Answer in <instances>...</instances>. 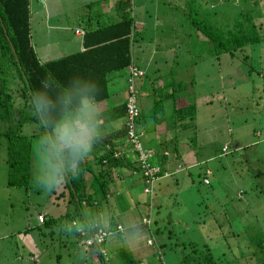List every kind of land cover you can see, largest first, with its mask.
<instances>
[{
    "label": "rangeland",
    "instance_id": "obj_1",
    "mask_svg": "<svg viewBox=\"0 0 264 264\" xmlns=\"http://www.w3.org/2000/svg\"><path fill=\"white\" fill-rule=\"evenodd\" d=\"M164 1L168 3L166 6ZM215 2L218 0H152L148 13L145 7L133 9L136 13L142 11L149 20L147 31L145 27L141 32L143 42L152 43L148 48L162 56L164 48L169 46L173 53L165 55L169 65L173 63V68L183 71L179 80L189 86L193 80V88L187 95L189 100H182L196 104L197 129H185L183 136L196 153L198 164L180 171L178 183L169 181L175 177L166 178L169 184L163 182L159 186L161 195H155L156 199L149 206L152 210H148L149 194L142 190L140 183L130 189L129 194L126 186L118 185L119 196L115 194L109 201H99L102 215L122 222L120 231L128 227L127 232L133 233L130 232L128 242L118 235L113 239V233V238H106L102 244L107 250L103 256L106 264H127L129 257L134 258L133 264H159L160 252L166 264H179L184 258L174 246L177 242L208 245L215 264H264L263 246L253 242L258 234L264 233V78L254 71L249 74L241 55L231 59L228 53L209 52L213 44L204 40L192 21L206 15ZM227 4L231 5L232 0ZM163 7V10L158 9ZM185 9L189 16H185ZM33 13L32 36L36 37L35 26L39 21L36 5ZM224 21L228 22L227 17ZM36 49L41 62H46L41 48L37 45ZM145 57L146 53L135 57V62L146 66ZM251 57L250 64L257 69L264 68V64L258 65L256 53ZM259 59L264 61V55H259ZM163 65L159 64V75L164 76L163 81L171 79L163 74ZM11 80L14 81L12 87H17L14 83L19 84V79ZM15 94L17 111L24 105V97L19 92ZM23 129L24 133L33 134L34 125ZM37 140L38 136L34 138L35 143ZM5 141L0 136V264H26L33 259L39 261L38 264H104L102 257L86 252L72 235L71 241L59 232L54 238L42 236L39 242L36 237L39 230L29 235L25 233L31 217L36 220L38 216L39 220L42 215L46 219L45 212L55 211L56 206L50 203L54 196L51 191L37 188L33 181L28 188V184L9 185ZM224 146H227L225 152ZM33 165L34 175L35 159ZM206 169L213 173L209 176L210 184L204 183ZM157 189L156 183V194ZM60 191L61 188L57 192ZM151 211L153 220L158 219L157 228L171 232V238L165 239L166 246L161 245L160 250L157 244L154 246L156 224L151 229L145 225L147 213ZM66 226L68 230V223ZM158 237L161 240V235ZM136 245H139L138 251L134 250ZM123 250L129 257H125ZM30 252H38L39 259L30 256ZM23 257L29 261H23ZM205 263L208 262L200 264Z\"/></svg>",
    "mask_w": 264,
    "mask_h": 264
},
{
    "label": "trees",
    "instance_id": "obj_2",
    "mask_svg": "<svg viewBox=\"0 0 264 264\" xmlns=\"http://www.w3.org/2000/svg\"><path fill=\"white\" fill-rule=\"evenodd\" d=\"M229 1L231 0H221V2L218 0V2L212 3V10L199 20L192 21V25L202 33L205 41L213 44V49L209 50L210 53L213 50L216 52L215 55L221 52L228 53L231 59L241 55L248 67L249 74L254 71L264 78V68L261 66L264 61L259 59V55H264V2L263 0H232V4L228 5ZM126 2L131 7V0H126ZM122 4L123 15L119 21L99 23L95 27L91 26L86 30L84 36L86 47L84 51L53 61L41 62L33 43L30 0H0V136L6 139L9 185L24 186L28 184V188L33 181V162L37 151V143H35L34 138L39 137V134L48 130L49 126L48 120L45 119L43 114L37 115L34 112L31 101L33 96L42 89V82L46 78H51L57 85H65L74 75L88 77L96 84V100L100 102L109 96L108 83L114 73L126 71L128 76V67L133 64L137 66L134 62L133 49L137 48L136 44H139L140 39L138 15L132 14V8L128 11L126 9L127 5ZM185 11V16H187L188 10L185 9ZM225 17H227L228 22L224 21ZM255 53L258 58L257 63L261 66L260 69L250 64L251 56H254ZM137 67L144 73L135 79L136 94L129 89L127 83L126 97L122 105L121 114L125 116L124 129L127 147L115 149L111 145L110 149H107L104 155L97 160L99 168L97 172H93L94 179L91 183L85 179V173L87 170H92V168L88 161L82 160L78 165L76 174H68L58 186L61 191L57 192L59 188L51 191V196H54V198L50 203L56 206L55 211L45 212L46 219L43 218V221L38 220V216L36 220L31 219L30 216L29 225L25 229L26 234L33 230H39L36 236L37 241L39 239L40 242L42 236L46 238L50 235L51 238H54L55 233H64L68 238L67 240L71 241L74 237L75 241L80 242L86 252L90 251L102 257L103 263L106 264L103 257L106 255L101 252L102 249H105L102 244L88 247L83 242L88 231L107 229L101 223L96 224L93 218L90 219L92 215L89 212L95 213L93 211L97 209L95 204H97L98 194L100 193L99 195H102L105 199L107 198L112 169L116 166L128 169L129 175L135 178L136 184L139 179L142 182V190H144L147 183V176L144 174V162L140 158V154L149 150V148L144 145L142 140L143 128L140 125L142 113L137 87L138 80L145 75V71L141 67ZM14 77L19 79V84L14 83L17 87H12L14 81L11 79ZM189 84L191 86L193 80ZM190 86L183 80H179L177 84L171 87L173 90L172 97L177 98L179 92V111L182 110L183 112L185 110L181 118V121L184 120V130L197 129L194 123L197 116L196 104L192 101L182 100L184 96L188 97V93H191L193 87ZM17 92L24 97V105L16 111L15 93ZM133 95L137 99L139 109L135 127L136 132L139 134L140 147H136L135 143L131 141L126 125L127 104L129 98ZM159 106L163 107V100L161 99L157 100L154 109L159 110ZM158 116L161 118L160 115ZM32 125H34L33 134L24 133V126ZM37 131H39L38 135L36 134ZM225 147L227 148V146L223 147L224 152L226 151ZM150 150L152 156L148 162L151 166L160 168L157 177L161 176L165 170L158 160L154 161L157 157L156 150ZM130 151L135 154L133 158L130 157ZM203 174L204 180L208 179V182L204 181V183L210 184L209 176L213 174L211 169H206ZM132 188L133 186L129 189ZM147 194H149V207L156 199V193ZM148 210L152 209L149 207ZM146 217L151 219L149 225L145 224L148 229L156 224L154 236L157 240L156 242L154 240V246L157 244L160 250L161 245V247L166 246L165 239L171 238V232H169L170 230L164 231V229L157 228L158 219L153 220L152 211L151 214L147 213ZM66 223H68V230L64 229ZM60 227L62 228L58 229ZM117 234L116 232L113 236ZM158 235H161V240H159ZM253 242L256 245H262L264 249V233L258 234ZM64 245L66 247V243ZM174 246L179 248V253L183 255V261L187 264H200L202 261L208 262L205 264H215L216 259L208 245H200L196 242H177ZM123 252L127 257V252L124 250ZM37 253L30 252L29 255H34L35 259L38 260L40 255H37ZM160 254L162 261H159V264L165 262L162 252ZM24 259L29 261L23 257V261H25ZM133 259V257H129L127 264H133L135 262ZM183 261H180L179 264H183ZM38 263L39 261L36 262L33 259L26 264Z\"/></svg>",
    "mask_w": 264,
    "mask_h": 264
},
{
    "label": "crops",
    "instance_id": "obj_3",
    "mask_svg": "<svg viewBox=\"0 0 264 264\" xmlns=\"http://www.w3.org/2000/svg\"><path fill=\"white\" fill-rule=\"evenodd\" d=\"M151 2L152 0H131L130 7L127 5L128 2H126V0H30L32 30H34L32 26L34 5H36V14H38L39 18L35 26V29L37 27L36 37L33 34L34 46L36 48L38 45L41 48L40 50L45 54L43 57L46 59V62L82 52L86 47L84 41L86 30L91 26L95 27L99 23L119 21L123 15L122 3L127 5L126 9L128 11L131 8V10H139L141 7H145L144 9L146 13H148ZM167 4L168 3L164 1L163 5L166 6ZM164 8L165 7L158 9L163 10ZM86 10L90 11V13H87ZM91 11H95V13H91ZM74 12L75 14L72 16ZM134 12L132 11V14L138 15V30L140 36L138 41L139 44H136L137 48L133 49L134 62L135 57H142L146 53V66H142L135 62L137 66L145 71V75L140 78L137 83L139 89V105L142 113L140 121V125L143 128L142 140L149 150H156L157 157L154 161L158 160L165 170L157 180L158 192L156 195H161L159 186H161L163 182H167V184H169V181H171V183H178L179 172L184 168L196 166L198 162L196 153L183 136V134H185L183 133L184 120L181 121L183 112L182 110L179 111V92L176 96L177 98L171 96L173 95L171 87L179 82V75L183 74V71L179 68H173V63L170 65L168 64V56L165 54L167 52L173 53V49H170L169 46L164 48L166 50L164 51L165 54L160 56L157 50L154 51L152 48H148L152 45L151 41V45L147 42H143L144 37L141 32L145 27V31H147L150 23H147L149 20L142 11L139 13ZM156 55L158 57H155ZM163 63L166 64L163 65ZM159 64H162L163 67L165 66V72H163V74H166L171 79H165L163 81L164 76H162V74L159 75ZM108 88L109 96L97 102L101 112V135L94 143L89 154L83 159L88 161L92 168V170H87L85 173V179L87 181L89 180V183L94 179L93 172L98 171L99 166L97 165V160L104 155L107 149H110L111 145L115 149L127 147L124 129L125 116L121 114L123 109L122 105L126 97L127 72L113 74L110 77ZM160 99L163 100V107L159 106V110L156 109L158 111L155 113V104L157 100ZM185 99L189 100L188 97H185ZM158 115H160L161 118H159ZM183 148L184 151L181 150ZM134 156L135 154L131 152L130 157L133 158ZM170 177H175V179L165 181L166 178L168 179ZM138 183L142 185L139 179ZM137 184L135 178L129 175L128 169L121 166L113 167L107 198L105 199L102 195H99V193L96 201L97 204H95L97 205V209L93 211L95 213L90 211L92 210L91 208L89 210L96 224L101 223L105 228L115 227L114 231L118 233V237L121 236L126 240L128 239L127 242L131 239L133 233L131 231L127 232L128 227H126L127 229H125L124 232L121 231L122 233L117 231L118 225L123 223L115 222L111 218L108 219L109 216L105 217V215H102V209L99 208L101 207V202L99 201H109L110 197L115 194L119 196L120 191L116 190L118 185L126 186L128 188L126 192L129 194V192L132 191L129 188L131 186H137ZM130 232L132 233L131 235ZM116 236L115 238H111L116 239ZM126 244L125 241V245ZM138 248L139 245H136L134 250L138 251ZM138 254L139 252L136 253V256ZM84 260H88V258Z\"/></svg>",
    "mask_w": 264,
    "mask_h": 264
},
{
    "label": "clouds",
    "instance_id": "obj_4",
    "mask_svg": "<svg viewBox=\"0 0 264 264\" xmlns=\"http://www.w3.org/2000/svg\"><path fill=\"white\" fill-rule=\"evenodd\" d=\"M96 93L92 79L74 75L65 85L46 78L42 89L33 96L34 112L43 114L49 126L36 142L32 179L40 190L52 191L68 174L75 175L78 165L100 137L101 112Z\"/></svg>",
    "mask_w": 264,
    "mask_h": 264
},
{
    "label": "built area",
    "instance_id": "obj_5",
    "mask_svg": "<svg viewBox=\"0 0 264 264\" xmlns=\"http://www.w3.org/2000/svg\"><path fill=\"white\" fill-rule=\"evenodd\" d=\"M128 76H127V83L129 85V89L132 92H136L135 89V79L141 75H143V71L141 69H139L137 66L130 65L128 67ZM136 94V93H135ZM127 109H128V113L126 116V125L128 127V134L131 138V141L133 143H135L136 147H140L141 144L139 143V134L136 132V124L135 121L137 119V116L139 114V109L137 106V99L135 97V95L131 96L129 98L128 104H127ZM140 158L143 160L144 162V168H145V175L147 176L146 179V186L144 188L146 193H150V195H152L154 193V186H155V182L157 181V179H159L160 176L157 177L158 172L160 171V168L158 166H151L150 163L148 162L149 159L152 156V152L151 150H147L144 151L140 154ZM146 155V157H145ZM205 182H208V179L204 180ZM151 207V206H150ZM43 216L39 215V220L43 221ZM149 218H145V224L149 225L151 223V219H149V221H147ZM121 226L118 225L117 227V231L121 232ZM115 234L116 232L114 230L111 229H98L96 231H88L85 235V239H84V243L90 247L93 245H100L103 244L106 240L107 237H111L113 234ZM150 240H153V238H151ZM104 255L107 254V251L105 249H102L101 251ZM161 264H166L165 262H162Z\"/></svg>",
    "mask_w": 264,
    "mask_h": 264
},
{
    "label": "water",
    "instance_id": "obj_6",
    "mask_svg": "<svg viewBox=\"0 0 264 264\" xmlns=\"http://www.w3.org/2000/svg\"><path fill=\"white\" fill-rule=\"evenodd\" d=\"M32 222L34 223V221L32 220Z\"/></svg>",
    "mask_w": 264,
    "mask_h": 264
}]
</instances>
